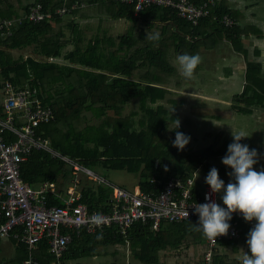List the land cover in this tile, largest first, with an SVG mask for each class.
<instances>
[{
  "label": "trees",
  "instance_id": "16d2710c",
  "mask_svg": "<svg viewBox=\"0 0 264 264\" xmlns=\"http://www.w3.org/2000/svg\"><path fill=\"white\" fill-rule=\"evenodd\" d=\"M37 3H41L51 17L39 22L23 19L21 23H15L12 35L0 33V103L6 96L3 88L7 83L16 89L26 85L36 89L38 96L54 111V119L44 126V135L50 139L55 150L92 170L102 166L135 174L138 176L136 185L142 190H156L159 181L160 189L174 175L184 180L193 177V190L197 191L208 185L204 176L213 167L218 169L225 185L230 182L227 166L216 164L227 154V147L216 148L211 144L201 150L180 151L173 146L175 134L170 136L167 129L169 122L179 119V116L177 113L170 114L163 100L170 91L168 87L172 79L179 85L183 78L166 55L172 43L179 54H196L200 44L217 48L223 40H229L233 48L245 56L247 65L246 83L240 93L233 95L232 109L241 114H253V107L257 105L264 109V67L257 59L259 49H254L257 57H251L250 50L244 47V38H248L255 27L243 26L238 10L216 0L210 14L193 25L172 7L154 4L135 13L134 4L119 0H36L24 7V13ZM74 3L77 6L70 9ZM86 3L88 6L104 4L113 7L111 9L116 8L114 16H127L133 21L132 28L120 37L121 46L128 43L132 31L138 32L135 25L139 18L163 23L162 33L158 34V40H151V51L137 59L131 60L128 50L124 55L109 48L106 51L100 38L84 42V30L80 24L71 18L66 20L70 15L85 16L83 7ZM64 5L69 11L58 13V8ZM225 13L236 18L233 26H224L214 18H220ZM19 15V10L6 7L5 0H0V18H19ZM139 34L143 35L141 31ZM137 61L140 63L136 64ZM147 64L151 69L144 74L140 70ZM137 69L140 74L133 78ZM135 100H139V109L124 115L126 106ZM172 101L176 103L175 99ZM194 111L206 115V109ZM87 113L92 114L95 122H84ZM176 131L186 134L182 125ZM261 170H264V164ZM21 174L34 187L48 180L56 182L64 190L74 182L70 164L44 149L28 155L22 163ZM154 175L156 183L151 181ZM104 178L107 181L100 182L89 178L85 172L78 174L76 186L82 192L81 201L90 210L110 209V198L116 184ZM51 201L60 204L59 199L52 198ZM4 221L5 217L1 214L0 224ZM198 224L199 218H193L183 222H164L158 231L151 228V262H157V252L161 247L168 243L177 246L188 233L203 238L206 247L207 238L202 230H198ZM132 227H135L133 240L136 236L144 238L150 231V225L142 223ZM103 235L83 231L80 236H74L63 261L67 256H96L98 245L115 243L122 236L114 237L111 232ZM235 241L222 240L219 245ZM37 257L39 264H52L53 256L46 239L39 243ZM214 259L215 264L237 263L218 253Z\"/></svg>",
  "mask_w": 264,
  "mask_h": 264
},
{
  "label": "built area",
  "instance_id": "2783aa9c",
  "mask_svg": "<svg viewBox=\"0 0 264 264\" xmlns=\"http://www.w3.org/2000/svg\"><path fill=\"white\" fill-rule=\"evenodd\" d=\"M122 3L134 4L135 13L154 4L176 9L178 15L197 25L210 14L211 6L216 0H119ZM74 3L71 8H75ZM69 8L64 5L57 12L64 14ZM51 17L41 3L31 5L29 10L19 18H0V33L10 36L16 22L23 19L39 22ZM227 27L236 23V18L225 13L220 18L214 17ZM6 94L0 103V215L5 221L0 224V238L12 237L25 245L26 256L23 264H39L37 250L42 240H47L49 252L53 256L52 264H63L74 236L83 231L105 234L107 229L116 228L117 233L127 234L137 223L150 225L158 231L164 222H183L199 218L195 213L196 204L207 203L206 194L210 186L193 190L195 179L186 180L170 176L162 184L157 183L154 191L142 190L140 186L127 189L114 186L108 211L90 210L81 201L82 192L77 189L78 174L85 172L89 178L106 182L104 177L82 165L76 159L55 150L47 138L44 126L54 119V111L38 96L36 89L26 85L16 89L11 83L3 88ZM49 151L54 157H60L72 167L73 183L61 190L54 181H43L34 187L26 182L21 174L22 163L28 155L38 150ZM157 182L155 175L151 179ZM52 198L60 200L53 203ZM212 199L225 207L219 194H212ZM189 214V215H188ZM102 218V223L94 222L95 216ZM231 227L227 235L210 240L204 250L203 264H215V254L219 241L238 240L243 233L254 227L255 221L249 223L241 213H234L229 221Z\"/></svg>",
  "mask_w": 264,
  "mask_h": 264
},
{
  "label": "crops",
  "instance_id": "0c3cea01",
  "mask_svg": "<svg viewBox=\"0 0 264 264\" xmlns=\"http://www.w3.org/2000/svg\"><path fill=\"white\" fill-rule=\"evenodd\" d=\"M35 1L36 0H5V5L6 7L19 10L18 8L29 6ZM217 1H224L229 7L238 10L243 26L248 25L255 27L254 32L251 33L248 38H244V47L250 50L251 57H257L254 53V49L258 48L260 54L257 59L259 60L261 49L257 46V42L264 41V0ZM83 8H85V16L70 15L66 17V20L71 18L80 24L84 30V42L87 43L91 39L100 38L106 47V51L109 48L112 51H117L118 54L124 55L128 50V55L131 57V60L140 58L142 54L147 55L148 52L151 51V40L146 36L148 31L154 35L162 33L163 23L139 18L135 25L138 32L132 31L133 34L130 36L128 43L121 46L120 37L132 28L133 21L127 16H114L113 13L116 12V8L111 9L113 7L108 5L95 4L88 6L86 3V6ZM25 13H21V17ZM151 23L153 25H151ZM113 28H122L124 31H120L121 29L115 31ZM140 31L143 35L139 34ZM196 54H199L202 58L199 72L195 74L193 79L181 78L180 84H175L178 88H172L170 85V87H168L169 90L179 91L181 100H191L197 103L200 102L204 104V102H209L211 104H216L220 99H223L225 102L233 101V95L240 93L246 83L247 65L245 56L236 51L229 40H223L217 48L206 47L204 44H200L198 53ZM166 55L174 65V59L180 54L171 44L167 49ZM148 56L151 57V55ZM138 63H140V61H137L136 64ZM131 68H133V66ZM150 69L149 64H147L145 67H142L140 71L146 74L149 73L148 71ZM139 74L140 72L137 69L134 71L132 77L137 78ZM228 78V82L222 83L223 80ZM209 82L220 84L221 87L212 86ZM260 121L262 120L259 119L257 122L255 121L258 124L255 133L257 137L263 138L264 136L260 133L263 132L264 121L263 123H260ZM257 159L258 162L254 165V170L260 171L262 159H264L263 154L261 157L259 153ZM134 229L135 227L130 228L127 234L117 233L114 227L107 229V234L111 232L114 237H117L116 235L122 236L120 237L121 239L115 243H103L98 245L96 253L98 264H202L205 244L204 239H200L198 235L191 236L188 233L187 237L182 239V242L177 246L168 243L166 246L161 247L157 252V262H151V227L144 238L136 236L133 240L132 237L134 233H132V231ZM250 230L246 231L239 240L233 243H221L218 245L217 253L220 255H227L229 259L236 260V264H241L239 259L242 254L241 249L250 254V250L246 243ZM144 240L146 241L144 242ZM25 256L26 248L23 243L16 241L12 237L0 238V264H23ZM83 261L86 262V259L83 258ZM84 262L80 260V257L67 256L63 264L87 263Z\"/></svg>",
  "mask_w": 264,
  "mask_h": 264
},
{
  "label": "clouds",
  "instance_id": "9594fccd",
  "mask_svg": "<svg viewBox=\"0 0 264 264\" xmlns=\"http://www.w3.org/2000/svg\"><path fill=\"white\" fill-rule=\"evenodd\" d=\"M146 36L150 40L159 39L158 34L154 35L149 31ZM257 46L261 49L259 62L264 63V41H258ZM201 62L202 58L199 54L185 53L178 55L173 63L180 76L193 79ZM179 128L180 121L176 119V128L169 130ZM232 136L234 142L228 145L227 154L222 158V163L232 169L228 173L232 180L225 185L219 176L218 169L211 168L205 178V182L211 189L205 197L208 202L193 206L199 217V224L196 226L198 230H202L206 238L216 240L217 237L228 234L231 227L229 221L233 218V214L241 213L245 221L256 222L246 241L250 254L241 249L242 254L239 257L241 264H264V170H254V165L258 162V153L255 149H250L248 145L241 143L242 139L249 137L248 133L244 130L237 132L232 129ZM189 142V136L176 131L174 147L183 151ZM221 193V199L226 208L212 199V194ZM94 222L99 225L103 221L97 215Z\"/></svg>",
  "mask_w": 264,
  "mask_h": 264
},
{
  "label": "rangeland",
  "instance_id": "374dc122",
  "mask_svg": "<svg viewBox=\"0 0 264 264\" xmlns=\"http://www.w3.org/2000/svg\"><path fill=\"white\" fill-rule=\"evenodd\" d=\"M18 9L20 14L24 12V7ZM12 18L15 17L13 16ZM119 29H121L120 31H124L122 28H113V30L115 31ZM69 47L71 46L69 45ZM24 53L27 52L24 51ZM60 61L66 62L64 60H60ZM228 80L229 78L223 80L222 83L228 82ZM172 81L173 82L170 84L171 87L177 89L178 87L175 85L174 78L172 79ZM209 83L212 86L221 87L220 84H216L213 82H209ZM178 92L179 91H174V90L169 91L166 94V98L163 100V104L170 109V114H175V113L178 114L180 125L183 126L186 132L185 135L190 137V142L185 147L186 150H190V151L201 150L208 147L211 144L214 145L216 148H220V147L228 148L230 142L231 143L234 142L232 136V129L237 132L240 130H244L248 133L249 137L242 139L243 144L248 145L250 149H255L258 155L260 153L262 157V154L264 152V138L257 137L255 133V129L258 127V124L256 123L257 120L259 119L262 120L260 121V123H263L264 121V109H262L258 105L254 106L253 114L246 115V114L238 113L232 109L233 101L225 102L223 99H220L216 104H211L209 102H204L203 104L191 100L190 101L181 100V97H179L180 92L179 93ZM173 99L176 100V103H173L172 101ZM198 108L206 109V111L204 112L206 113V115H199L201 114L199 112L195 113L194 110ZM133 109H139V100H135L131 104L126 106V108L123 111V114L128 115ZM110 113L114 114V112L112 111ZM84 122L85 123L95 122V118L92 116L91 113H87ZM175 128H176V120L169 122L167 133L170 136L175 134V130L170 131L171 129H175ZM262 130L263 132H261L260 134L264 136V124ZM223 157H221L220 160L216 162V164L224 165L222 163ZM263 164H264V159H262V164L260 168L263 166ZM227 168H228V173L232 171L230 167L227 166ZM93 170L96 171L98 174L106 177L112 183L125 187L127 189H133L138 182L137 175L128 173L127 171L124 170H112V169L104 168L102 166L97 167ZM204 178H206V176H204ZM228 179L229 181L232 180V178L229 175H228ZM83 258L86 259L87 263L83 261ZM80 260L86 264H98L96 256L80 257Z\"/></svg>",
  "mask_w": 264,
  "mask_h": 264
},
{
  "label": "bare ground",
  "instance_id": "6f19581e",
  "mask_svg": "<svg viewBox=\"0 0 264 264\" xmlns=\"http://www.w3.org/2000/svg\"><path fill=\"white\" fill-rule=\"evenodd\" d=\"M121 187V186H120Z\"/></svg>",
  "mask_w": 264,
  "mask_h": 264
}]
</instances>
